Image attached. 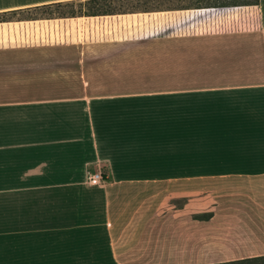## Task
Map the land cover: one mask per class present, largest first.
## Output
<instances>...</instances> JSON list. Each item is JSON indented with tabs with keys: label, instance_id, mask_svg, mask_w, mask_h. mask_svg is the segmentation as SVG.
Instances as JSON below:
<instances>
[{
	"label": "crops",
	"instance_id": "crops-1",
	"mask_svg": "<svg viewBox=\"0 0 264 264\" xmlns=\"http://www.w3.org/2000/svg\"><path fill=\"white\" fill-rule=\"evenodd\" d=\"M73 1L0 0V264L264 256V0L31 16Z\"/></svg>",
	"mask_w": 264,
	"mask_h": 264
},
{
	"label": "trees",
	"instance_id": "trees-1",
	"mask_svg": "<svg viewBox=\"0 0 264 264\" xmlns=\"http://www.w3.org/2000/svg\"><path fill=\"white\" fill-rule=\"evenodd\" d=\"M260 0H84L67 3H57L45 6L44 16L35 17H82L103 16L125 13L154 12L165 10L199 9V8H222L231 6L258 5ZM52 7L64 10L55 12ZM33 16V15H31ZM3 19H6L5 17ZM262 264L264 256L246 258L217 264Z\"/></svg>",
	"mask_w": 264,
	"mask_h": 264
},
{
	"label": "rangeland",
	"instance_id": "rangeland-1",
	"mask_svg": "<svg viewBox=\"0 0 264 264\" xmlns=\"http://www.w3.org/2000/svg\"><path fill=\"white\" fill-rule=\"evenodd\" d=\"M64 9L65 7L60 9H58V7H52V10L55 12H59ZM32 13L33 14L31 15L33 16H44L43 10H34ZM221 230V228L216 229V231ZM262 246V244H257V242L249 238L234 237L231 239L230 243L212 244L210 245V249L205 245L199 244L181 246L178 249H174L173 251L171 250L170 253H167L166 259L164 260L156 259L155 261L148 262L141 260L138 261L137 264H201L205 262L217 264L221 262L259 257L249 255L261 249Z\"/></svg>",
	"mask_w": 264,
	"mask_h": 264
},
{
	"label": "built area",
	"instance_id": "built-area-1",
	"mask_svg": "<svg viewBox=\"0 0 264 264\" xmlns=\"http://www.w3.org/2000/svg\"><path fill=\"white\" fill-rule=\"evenodd\" d=\"M89 181L92 183H104L106 181L105 173L102 171V169L96 171V172H89L88 174Z\"/></svg>",
	"mask_w": 264,
	"mask_h": 264
}]
</instances>
